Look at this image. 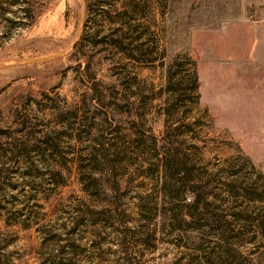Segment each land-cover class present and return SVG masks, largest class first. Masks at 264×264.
Returning a JSON list of instances; mask_svg holds the SVG:
<instances>
[{
	"label": "rangeland",
	"instance_id": "1",
	"mask_svg": "<svg viewBox=\"0 0 264 264\" xmlns=\"http://www.w3.org/2000/svg\"><path fill=\"white\" fill-rule=\"evenodd\" d=\"M164 1L158 45L164 56L163 68L140 64L127 70L120 67L126 71L124 83L134 85L139 95L154 94L156 100L141 103L152 114L148 124L153 134L163 137L168 148L184 152L196 166L195 175L213 183H222L224 167L235 165L237 156L246 157L264 176V0ZM24 9L33 11V20ZM84 20V0H0V65L59 54L0 69L2 133H25L19 132L14 122L16 112L29 113L32 127H49L46 115L40 113L45 105L40 93L53 92L60 97L56 103L68 107L88 93L90 83L83 66L76 69L77 63L69 58ZM90 28L92 32L95 26ZM149 41V45L156 42L153 37ZM93 52L97 50L90 49L87 54H93V61L100 60V64L94 62L96 80L102 85L111 83L119 70L109 71L103 54ZM175 59L184 64L190 59L195 64L198 99L188 100V112L179 99L186 80L183 70L174 78L179 82H175L177 95L171 104L161 101L165 74ZM171 69L176 72L175 66ZM28 96L39 104L28 103ZM166 109L167 118L163 116ZM127 159L122 170L125 184L121 186L125 194L112 197L116 211L110 216L104 210L103 215L78 218L79 214L50 204L29 231L20 229L15 221L24 220L23 198L39 191L40 181L32 178L36 174L33 169L25 171L18 166L16 171L6 172L1 199L15 197L19 201H12L14 205L4 202L7 209L0 216V264H124L127 259L145 264L186 263L192 248L166 227L159 228L154 238L152 235L153 225L161 220L153 210L163 198L159 176L133 167L132 156ZM39 169L48 170L45 166ZM60 196L65 200L63 205L80 196L74 181ZM261 254L264 258V248Z\"/></svg>",
	"mask_w": 264,
	"mask_h": 264
},
{
	"label": "trees",
	"instance_id": "2",
	"mask_svg": "<svg viewBox=\"0 0 264 264\" xmlns=\"http://www.w3.org/2000/svg\"><path fill=\"white\" fill-rule=\"evenodd\" d=\"M84 4L83 30L69 58L77 63L76 69L83 66L89 91L69 107L62 101V105L56 103L60 97L53 92L40 93L45 104L40 113L46 115L48 128L32 127L29 113L16 112L14 122L19 132L25 133L0 130V216L7 209L4 202L14 205L12 201H19L15 197L11 201L1 199L5 173L16 171L18 166L25 171L33 169L36 174L32 178L40 181L39 191L23 198L24 220L15 221L20 229L29 231L36 226L42 210L50 204L60 211L79 214L78 218L103 215L104 210L109 215L116 211L112 197L125 194L121 188L125 184L122 170L128 156H132L133 167L159 176L163 198L153 210L161 220L153 225V238L159 228L166 227L192 248L183 264H264V176L243 156L235 158V165H226L224 172L219 169L225 173L222 183L196 176V166L184 152L168 148L163 137L153 134L148 124L152 114L141 103L156 100L154 94L149 91L139 95L134 85L124 83L126 71L121 70L122 66L125 70L139 64L163 68L164 56L158 45L165 1L84 0ZM23 11L34 19L33 11ZM152 37L156 42L149 45ZM90 49H96V55L103 54L109 71L119 70L111 83L102 85L96 80L94 62L100 64V60L93 61V54H87ZM185 63L175 59L168 67L164 99L158 96V100L171 104L177 95L175 82H179L174 78L183 70L186 80L179 99L188 112V100L198 99V80L194 62L189 59ZM174 66L176 72L171 71ZM26 98L30 104H39L33 97ZM163 116L168 117L167 109ZM44 166L48 170L39 172ZM71 181L80 196L63 205L60 191ZM4 219L3 223L8 224ZM124 264L145 263L127 259Z\"/></svg>",
	"mask_w": 264,
	"mask_h": 264
},
{
	"label": "water",
	"instance_id": "3",
	"mask_svg": "<svg viewBox=\"0 0 264 264\" xmlns=\"http://www.w3.org/2000/svg\"><path fill=\"white\" fill-rule=\"evenodd\" d=\"M58 55L59 54H55V55H50V56L42 57V58H38V59H30V60L18 61V62L12 63L10 65H0V69L5 68L6 66H11V65H18V64H23V63L33 62V61L46 60L48 58L56 57Z\"/></svg>",
	"mask_w": 264,
	"mask_h": 264
}]
</instances>
